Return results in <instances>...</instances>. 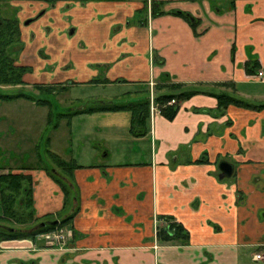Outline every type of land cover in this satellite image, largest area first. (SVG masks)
I'll list each match as a JSON object with an SVG mask.
<instances>
[{
	"label": "crops",
	"instance_id": "0c3cea01",
	"mask_svg": "<svg viewBox=\"0 0 264 264\" xmlns=\"http://www.w3.org/2000/svg\"><path fill=\"white\" fill-rule=\"evenodd\" d=\"M152 2L165 12L150 14ZM21 42L27 82L208 92L176 99L171 119L149 111L138 136L150 138L148 160L107 163L106 153L77 164L78 210L62 227L71 237L62 247L40 235L0 239V264H264L253 260L264 247V108L219 107L222 95L264 104V0H56ZM222 161L230 177L219 178ZM8 169L30 174L36 217L62 209L44 170L0 165ZM168 217L187 244L157 240Z\"/></svg>",
	"mask_w": 264,
	"mask_h": 264
},
{
	"label": "rangeland",
	"instance_id": "374dc122",
	"mask_svg": "<svg viewBox=\"0 0 264 264\" xmlns=\"http://www.w3.org/2000/svg\"><path fill=\"white\" fill-rule=\"evenodd\" d=\"M144 14V11H140L137 15L141 17ZM100 77L102 78V73ZM27 80L29 81L28 78ZM140 88L142 92L136 94L135 90ZM145 89V85L137 87L129 83L93 87L69 85L66 90L57 88L55 92L36 90L31 84L7 86L3 90L0 86L4 94L20 92L49 102L47 105L34 104L31 99L23 97L0 100V164L38 166L47 173L49 167L53 166L51 153L76 165L92 164L106 153H109L105 157L107 163L116 160H148L150 138H138L130 132L131 113L128 109L72 114L76 109L96 106V100H111L115 104L135 102L148 96ZM48 111L51 114L47 119ZM36 154L41 157L40 162H36ZM49 176L57 183L50 174ZM32 209L35 213L33 205ZM21 210L17 209L15 217L27 219V210ZM1 216L0 210V226L9 229L26 228L38 221L28 219V222L25 221L26 225L14 218ZM44 219L51 220L50 217Z\"/></svg>",
	"mask_w": 264,
	"mask_h": 264
},
{
	"label": "trees",
	"instance_id": "16d2710c",
	"mask_svg": "<svg viewBox=\"0 0 264 264\" xmlns=\"http://www.w3.org/2000/svg\"><path fill=\"white\" fill-rule=\"evenodd\" d=\"M163 4L162 2H152L148 11L152 15H160L164 10L156 7ZM147 11V10H146ZM180 13L184 18L189 21L193 20V17L184 12L175 11ZM11 22L6 21L0 24V85H24L25 82L22 80L23 75L31 70L30 66L17 65L14 61L13 52L14 47L22 46L20 41H16L12 36ZM254 71L253 69H250ZM177 86V92L173 93H162L155 97V101L160 108V113L168 118H173L176 113L178 106L177 101L182 100L196 93H207L204 89H201L199 85L194 84L191 87L182 89L180 85ZM34 88L45 91V92H55L58 88L57 85L48 86L45 84H34ZM64 87H59L61 90ZM16 97H24L31 99L38 104L47 105L49 102L46 99H35L31 95L24 93H17L14 95L4 94L0 90V100L12 99ZM171 99H175V103L167 105V102ZM177 99V101H176ZM220 109H224L228 104L243 105L248 108H264V104L252 105L246 103L243 100L235 99L228 95L219 96ZM103 105L96 107H87L85 109L75 110L72 114L79 113H93L99 110H120L128 109L131 113L130 118V132L134 136H141L146 132V122L149 118V96L138 99L135 102H130L128 104H114V102H104ZM52 154L53 166H50L47 170L53 179L61 187L64 198L63 206L58 213L46 214L42 217H36L34 210L32 209V196H31V177L29 174H24L23 172H12L11 170L0 174V206L2 208V216H8L14 218L26 224L25 221L38 220L33 224H30L26 228H15L9 229L8 227L0 226V239L4 238H19L24 236H34L42 232H47L53 230L54 228L63 227L70 223L71 219L74 217L78 210V187L74 179L73 171L76 168L75 163H71L62 159L58 155ZM17 209H22L21 211L27 210L28 218L22 220V218L15 217ZM62 213V214H61ZM61 214V216H60ZM50 217L51 220L44 219ZM29 221V220H28ZM27 221V222H28ZM57 221L56 223H53ZM27 225V224H26ZM188 231L180 225L177 221L172 220V218H166V225L160 227L156 233V238L159 242L165 243H175L180 245H185L188 243Z\"/></svg>",
	"mask_w": 264,
	"mask_h": 264
},
{
	"label": "flooded vegetation",
	"instance_id": "af4514ba",
	"mask_svg": "<svg viewBox=\"0 0 264 264\" xmlns=\"http://www.w3.org/2000/svg\"><path fill=\"white\" fill-rule=\"evenodd\" d=\"M55 1L56 0H0V24L2 22L10 21L11 26H12L11 31H12L13 38L16 41L21 42V39L23 37V29L29 28L31 31H33L34 28H36V25H38V23L42 20V18H44L47 10L50 9V7H52V5H54ZM44 4H47V7L44 6ZM41 28L45 29V27H43V26ZM30 36H33V35H30ZM22 46L16 45L14 47L15 51L12 54L14 59H15L14 62L17 65H21L17 61V55L21 51ZM26 66H28V65H26ZM31 71H32V69L27 73H30ZM22 80L24 81L23 78H22ZM24 82H25V84H24L25 86H28L29 84H31L32 87L34 84H45L48 86L54 85V84H50V83L47 84V83H39V82H36V83L35 82L29 83L27 81H24ZM55 85H57V83ZM2 86H1V88L3 90V89H5V87H7L9 85H2ZM15 87H21V85H15ZM59 87H64V86L59 84L58 88ZM34 89H36V88H34ZM36 90H38V89H36ZM16 98H18V97H16ZM25 99H27V98H25ZM4 100H10V99H4ZM33 102H35V101H33ZM36 104H38V103H36ZM2 164H4V163H2ZM8 171H10V169H8L7 171H3V172L0 171L1 172L0 174L6 173ZM19 172H22V171H19ZM23 173L28 174L25 172H23ZM58 228L62 229V227H58ZM42 233H44V232H42ZM39 234H41V233H39ZM39 234H37V235H39Z\"/></svg>",
	"mask_w": 264,
	"mask_h": 264
},
{
	"label": "built area",
	"instance_id": "2783aa9c",
	"mask_svg": "<svg viewBox=\"0 0 264 264\" xmlns=\"http://www.w3.org/2000/svg\"><path fill=\"white\" fill-rule=\"evenodd\" d=\"M258 76L262 77V73L259 72ZM149 103H150L151 116H154L155 113L157 114L160 112V108L154 99L153 92L150 93ZM174 103H175V99H171L167 102V105H171ZM39 235L43 238V240L48 246L62 247L71 237L72 233L65 231L64 229L61 228H55L51 231L44 232ZM253 260L264 263V247L263 249L257 250L255 253H253Z\"/></svg>",
	"mask_w": 264,
	"mask_h": 264
},
{
	"label": "water",
	"instance_id": "95a60500",
	"mask_svg": "<svg viewBox=\"0 0 264 264\" xmlns=\"http://www.w3.org/2000/svg\"><path fill=\"white\" fill-rule=\"evenodd\" d=\"M219 178H224V177H230L233 172V167L230 163L222 161L219 164ZM57 221H54L53 223H56Z\"/></svg>",
	"mask_w": 264,
	"mask_h": 264
}]
</instances>
